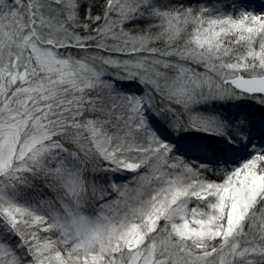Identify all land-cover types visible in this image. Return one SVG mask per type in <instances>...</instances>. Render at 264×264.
<instances>
[{"label": "snow or ice", "instance_id": "1", "mask_svg": "<svg viewBox=\"0 0 264 264\" xmlns=\"http://www.w3.org/2000/svg\"><path fill=\"white\" fill-rule=\"evenodd\" d=\"M0 264H264V0H0Z\"/></svg>", "mask_w": 264, "mask_h": 264}]
</instances>
